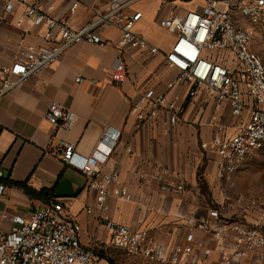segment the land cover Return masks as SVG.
<instances>
[{"label":"built area","instance_id":"1","mask_svg":"<svg viewBox=\"0 0 264 264\" xmlns=\"http://www.w3.org/2000/svg\"><path fill=\"white\" fill-rule=\"evenodd\" d=\"M141 1L104 0L101 11H96L78 29H72L68 19L80 7L77 2L69 4L68 17L55 19L40 7L28 6L24 0H8L5 14L14 6H21L24 17L31 19L34 27H44L46 34L44 47L27 46L11 65H0V100L47 70L68 48L82 43L110 45L100 35L107 27L118 32L112 44L117 55L110 81L116 87L123 85L127 80L123 63L127 49L140 52L145 59L160 55L155 45L134 30L142 15L130 10ZM154 1L160 8L169 9L157 25L173 35L163 62L175 74L162 92L145 90L131 105L134 130L159 126L162 135L167 136L184 123L188 105L174 93L176 89H184L186 98L205 97L218 111L227 112L231 122L224 125L213 117L208 123L212 133L199 142L200 149L216 163L217 180L223 182L240 169L248 155L264 146V63L251 51L252 30L242 27V22L264 24V0H200L199 7L189 10L182 5L193 0ZM44 118L54 128L70 129L76 122L75 114L56 102L47 105ZM118 137L106 132L84 158H77L74 146L64 143L48 146L44 153L86 178L87 190L94 192L95 199L94 206L86 207L85 213L95 214L97 224L109 233L113 248L142 262L185 264L193 248L199 247L195 246L192 234L186 235L184 247L162 257L160 248L149 241L146 231L116 224L106 216L107 200L112 194L123 202L131 200L121 186L117 168L112 166L107 171L102 168ZM148 181L175 195L184 194L183 176L172 168L154 165ZM6 190L0 182V199ZM222 199L225 209L235 210L237 217L209 209L191 222L214 244L218 253L216 264H243L250 254L264 250V192L254 198L238 195ZM80 232V226L65 214L63 205L48 200L28 219L11 218L7 232L0 220V264H96L93 248L80 245ZM201 254L206 259L210 252L205 250Z\"/></svg>","mask_w":264,"mask_h":264},{"label":"crops","instance_id":"2","mask_svg":"<svg viewBox=\"0 0 264 264\" xmlns=\"http://www.w3.org/2000/svg\"><path fill=\"white\" fill-rule=\"evenodd\" d=\"M7 1L0 0L2 66L11 65L27 46L44 47L46 34L44 27H34L31 19L24 17L21 6H14L5 14ZM24 2L28 6L40 7L55 19L68 17L69 4L77 2L80 7L68 19L72 29L81 27L104 5V0ZM200 4V0H193L182 8L189 10ZM133 11L142 15L135 32L155 45L160 55L145 59L140 52L127 49L123 56L127 80L123 85L116 87L110 81L117 55L112 44L117 40L118 32L107 27L100 35L110 45L99 47L82 43L72 46L47 70L0 100V172L1 181L7 187L3 199H0L1 225L7 232L11 218L28 219L35 209L54 200L62 204L65 214L80 226V245L85 249L93 248L96 264H108L107 260L110 264H137L125 262L121 251L111 246L107 230L97 224L95 214L85 213L86 207L94 206L95 199L94 192L87 190L86 178L44 153L46 147L64 143L74 146L77 158H84L108 132L119 137L102 168L107 171L115 166L121 186L131 197L129 202H123L112 194L107 200L108 219L132 230L146 231L149 241L160 248L162 257H169L184 247L186 235L192 234L195 246L199 247L193 248L185 264H216L218 253L214 244L191 222L209 209L221 213L227 211L222 199L224 182L216 178V163L212 158L207 159L199 175L200 160L190 156L196 149V131L183 123L167 136L162 135L159 126L138 132L134 130L131 105L145 90L162 92L175 73L167 70L163 62V54L169 50L173 35L157 25L158 19L169 9L160 8L154 0H143L133 6L130 12ZM162 37H168V43H162ZM174 93L185 100L184 89H176ZM200 97L206 103L203 96L192 100ZM50 102H56L75 114L73 127L54 128L48 124L44 114ZM223 113L219 111L217 118ZM154 165L180 172L185 182L184 194L175 195L160 184L149 182ZM199 177H202L203 188L199 185ZM8 183H24L31 190L45 194L42 199H32ZM205 250L210 252L206 259L201 254ZM261 251L250 254L243 264H264V258L253 259L254 254Z\"/></svg>","mask_w":264,"mask_h":264},{"label":"rangeland","instance_id":"3","mask_svg":"<svg viewBox=\"0 0 264 264\" xmlns=\"http://www.w3.org/2000/svg\"><path fill=\"white\" fill-rule=\"evenodd\" d=\"M242 23L244 29L252 30L251 51L261 59L262 63H264V24L252 25L249 22ZM161 39L162 43H168L169 41L168 37H162ZM188 105L190 107L186 110V121L183 124L186 127L194 128L196 131V149L195 153H190V156L197 157L198 160H200V169L198 170L200 175L203 170L201 166L209 159L199 147V142L202 139H207L210 133H212V129L208 127V123L213 117H215L216 121H220V123L224 125H229L231 122L227 112L220 114V118H217L219 111L215 108L213 103H204L202 97L196 100L191 99ZM198 180H200L199 185L201 187L203 185L204 187L202 177H199ZM223 182V197L227 199H234L238 195H242L246 198H254L264 192V146L248 155L240 169ZM222 214L231 218L238 216L237 212L231 209ZM119 253L125 262L132 261L137 264H143V262H137L138 260L125 253V255L121 252ZM261 258H264V250L257 252L253 256V259Z\"/></svg>","mask_w":264,"mask_h":264},{"label":"trees","instance_id":"4","mask_svg":"<svg viewBox=\"0 0 264 264\" xmlns=\"http://www.w3.org/2000/svg\"><path fill=\"white\" fill-rule=\"evenodd\" d=\"M190 96H188L186 99H185V104L188 105L189 102H190ZM0 182H2L0 180ZM3 183V182H2ZM4 184V183H3ZM7 184V183H6ZM8 185H13L15 187H18L20 188L28 197L32 198V199H42L45 192H36V191H33L31 190L30 188H28L24 183H8ZM202 188H203V185H202ZM47 198V197H46ZM108 264H110V261L107 260Z\"/></svg>","mask_w":264,"mask_h":264}]
</instances>
